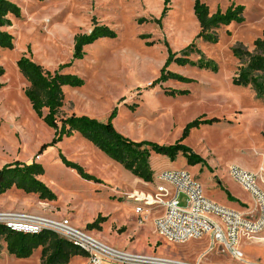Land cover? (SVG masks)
<instances>
[{
    "label": "rangeland",
    "instance_id": "374dc122",
    "mask_svg": "<svg viewBox=\"0 0 264 264\" xmlns=\"http://www.w3.org/2000/svg\"><path fill=\"white\" fill-rule=\"evenodd\" d=\"M20 7L22 17L11 18L5 29L15 38L13 51H0V169L19 161L36 162L44 169L41 180L55 193V202H42L13 190L0 198V213H24L51 220H68L72 227L89 232L102 244L124 254L150 256L202 264H264V234L259 241H242L244 263L217 251L207 254L210 235L185 243H169L156 231L163 216L151 212L142 218L126 198L131 192L149 193L122 166L113 162L83 138L54 142V131L32 111L24 95L28 86L17 68L23 56L54 72L72 60L74 38L92 31L94 20L116 32L115 39H101L85 48V56L73 62L70 73L82 78V88L66 89L61 116H87L105 122L116 110V131L134 142L175 145L185 127L200 117L213 125L193 129L183 144L203 163L189 166L179 155L175 161L152 155L157 171L185 170L202 186L203 196L224 208L243 212L254 205L250 192L229 175L231 167L257 178L264 194V102L250 88L232 82L240 65L232 50L242 45L249 51L264 31V0H201L211 13L231 5L245 7L244 23L221 28L218 43L196 41L205 58L218 70L180 67L168 71L193 83L170 80L158 83L169 51L181 54L196 38L199 25L193 0H170L161 19L164 0H9ZM141 20H145L140 22ZM155 20H161L160 24ZM30 50V53L28 52ZM196 61L197 55L190 57ZM156 82V83H155ZM155 83L154 86L151 85ZM187 91L166 95L165 91ZM80 167L90 179L62 160ZM231 197V198H230ZM143 216V217H144ZM105 219L95 230L87 226ZM40 250L28 259L9 255L0 241V264H41ZM207 254V255H206ZM78 257L70 264H88Z\"/></svg>",
    "mask_w": 264,
    "mask_h": 264
},
{
    "label": "trees",
    "instance_id": "16d2710c",
    "mask_svg": "<svg viewBox=\"0 0 264 264\" xmlns=\"http://www.w3.org/2000/svg\"><path fill=\"white\" fill-rule=\"evenodd\" d=\"M169 1L164 0L161 19L168 11ZM193 13L200 31L195 40L181 54L178 55L169 51L168 60L161 70L158 83H166L170 80L180 83H193L191 79L169 72L168 67L173 63L180 67L212 68L213 71H217L218 66L212 60L205 58L195 42L202 41L216 45L219 40L217 31L234 23L242 24L245 21V7L240 5H231L225 11L218 9L211 13L207 4L201 0H193ZM21 17L20 7L9 0H0V51L14 50L15 38L5 29L12 27L11 18L20 19ZM142 21L145 20L140 22ZM155 22L160 24L161 20H155ZM116 37L115 31L107 26H99L94 20L93 29L90 33L75 36L71 62L60 66L54 72L44 69L42 65L23 55L16 64L19 73L28 84L24 90V95L29 101L33 113L54 131V142L78 134L113 162L122 166L133 177L144 183L151 184L154 182L155 174L150 164V159L154 154L164 156L170 161H175L181 155L186 159L189 166L203 163L200 156L185 146L183 142L189 137L193 129H198L204 125H213L216 119L208 120L205 117H200L185 127L182 138L175 145L161 146L152 142H134L119 134L113 125L116 110L105 122L75 114L68 117L61 116V111L66 102V89H78L86 84L79 76L62 71L71 68L73 62L82 60L85 56L86 47L94 45L101 39H115ZM28 52L30 53V50ZM192 55H197L198 59L192 60L190 58ZM232 55L240 62L232 79L233 84L238 87L250 88L264 102V31L262 36L253 42L252 51L238 45L232 50ZM4 74L5 71L0 68V77ZM2 88L3 85L0 84V89ZM164 93L166 95H185L188 92L172 90ZM61 157L67 167L76 169L83 177L90 179L80 167L67 162L63 155ZM43 175V167L36 162L25 164L16 161L3 166L0 169V197L16 190L26 196H37L42 202H55L57 196L41 180ZM103 222L105 219L98 218L94 223L89 224L87 229L95 230ZM1 240L6 244L7 253L18 259H28L34 252L40 250L41 264H70L78 257L88 258L86 252L51 231H43L34 235L22 234L0 225Z\"/></svg>",
    "mask_w": 264,
    "mask_h": 264
},
{
    "label": "built area",
    "instance_id": "2783aa9c",
    "mask_svg": "<svg viewBox=\"0 0 264 264\" xmlns=\"http://www.w3.org/2000/svg\"><path fill=\"white\" fill-rule=\"evenodd\" d=\"M229 175L251 193L254 205L243 212L233 211L203 196L201 184L188 171H162L154 175V192L150 195L131 192L126 198L135 205L142 218L151 212L163 216L154 225L157 233L169 243L182 244L190 239L211 237L207 254L217 251L232 261L244 263L242 241H259L264 234V194L256 187L257 178L236 167ZM144 216V217H143ZM0 225L22 234L51 231L88 254V264H202L201 259L187 263L160 257L124 254L107 247L89 232L72 227L66 220H51L24 213H0ZM206 254V255H207Z\"/></svg>",
    "mask_w": 264,
    "mask_h": 264
},
{
    "label": "crops",
    "instance_id": "0c3cea01",
    "mask_svg": "<svg viewBox=\"0 0 264 264\" xmlns=\"http://www.w3.org/2000/svg\"><path fill=\"white\" fill-rule=\"evenodd\" d=\"M73 138H80V136L78 135V134H75L74 136H73ZM152 159V158H151ZM151 164V163H150ZM151 167H152V170L154 171V174H156V173H159V172H162V171H164V169L163 168H159L157 171L154 169V167L152 166V164H151ZM168 171V170H167ZM170 171H173V170H170ZM136 181L139 183V184H141L144 188H147L149 185H151V184H153V183H151V184H148V183H144L143 181H141V180H139V179H136ZM154 185V184H153ZM154 192V189H153V191H152V193ZM138 193V192H137ZM151 192H149L148 194L147 193H142V194H146V195H150V194H152ZM1 198V197H0ZM264 236V235H263Z\"/></svg>",
    "mask_w": 264,
    "mask_h": 264
}]
</instances>
